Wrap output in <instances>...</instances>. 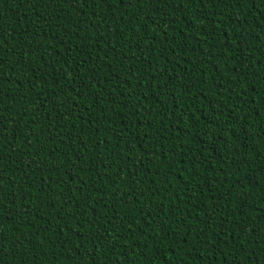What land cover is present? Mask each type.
<instances>
[{
	"label": "trees",
	"instance_id": "obj_1",
	"mask_svg": "<svg viewBox=\"0 0 264 264\" xmlns=\"http://www.w3.org/2000/svg\"><path fill=\"white\" fill-rule=\"evenodd\" d=\"M0 264H264V0H0Z\"/></svg>",
	"mask_w": 264,
	"mask_h": 264
}]
</instances>
